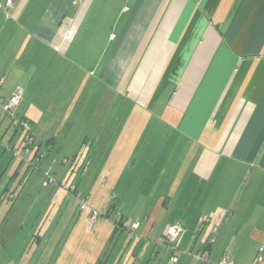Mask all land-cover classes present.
<instances>
[{"label":"crops","instance_id":"crops-1","mask_svg":"<svg viewBox=\"0 0 264 264\" xmlns=\"http://www.w3.org/2000/svg\"><path fill=\"white\" fill-rule=\"evenodd\" d=\"M12 1L0 12V99L23 87L17 113L26 127L10 121L11 132L0 108V207L9 193L14 206L32 177L13 159L28 132L34 152L54 157L41 171L58 180L46 193L57 222L74 184L89 203L80 211L108 205V215L140 228L130 227L128 245L149 244L146 254L112 264H163L170 249L173 264H190V246L196 258L208 252L200 264L226 254L262 264L264 0ZM13 206L0 217L1 245L18 235L23 245L8 262L40 264L35 249L49 231L33 232L34 251L31 231H2ZM33 210L22 225L38 220ZM175 223L183 229L175 247L160 244Z\"/></svg>","mask_w":264,"mask_h":264},{"label":"rangeland","instance_id":"rangeland-1","mask_svg":"<svg viewBox=\"0 0 264 264\" xmlns=\"http://www.w3.org/2000/svg\"><path fill=\"white\" fill-rule=\"evenodd\" d=\"M2 107L4 108V110ZM0 108L5 112V126L8 125V127H10L11 119L6 114L5 106L1 105ZM11 129L12 128L10 127V131L12 132L13 130ZM10 135L11 134H9L8 136ZM5 140L7 141V139ZM19 144L20 141L18 142L17 147H20ZM44 145H46L45 141ZM46 150L47 148H44L43 150L45 156L43 158H40L35 166H31L33 167V171L31 173L32 177L28 183V186L24 189L23 195L19 198V200L16 199L17 202L14 204V206L13 204H11L13 203V201H15L10 197L12 194L9 193V196L7 197L4 195L2 200L5 203L3 202L4 204L0 207V217H2L4 213H6L7 209L10 206H13L14 210L12 209L11 212L5 217L6 219L4 226L1 228L3 229L2 231L6 229L14 231H31L30 236L33 235V232L36 233L37 231H40L39 228H41V231H43V233L44 231H49L46 235H44L42 242L38 244V247H36L35 249H38L36 252V257L40 255L41 251H43L40 264H97L100 258L101 260L99 264H112L114 261L119 262V260H122L123 262L133 261L132 259H134L138 254L142 256L141 250L143 246H140L137 249H133V245L136 244V241L131 245H128V243L133 239L132 234H134L135 232H133L130 227L126 226L127 221H121L119 218L120 216L116 213H111L110 215H108V205H105L106 207H103L102 209H96L101 214L96 217L93 223H91V214L88 213L89 209L87 213L84 212L85 210L80 211L77 206L79 202L75 199V195L71 193V197H74L73 205H69V211H66L64 216H61L59 221L57 222L59 209L58 206L55 205L56 200L50 199V195L46 194L48 189L50 187L52 188L53 186H44L45 175L43 176L42 173V171H45L49 167L54 165V157L52 156V152L50 151V155H48V151L46 152ZM12 153L14 154V151ZM63 158H69L72 160V156L70 155ZM79 158L81 159L82 157ZM13 159L17 160L18 156L15 155ZM42 168L45 169L43 170ZM56 185H58L57 177L54 186ZM40 190H42L41 193ZM28 191H30V195H28L26 199L23 200L25 193H27ZM6 204H8L9 206H5ZM33 204H35V206H33ZM30 207L34 209L32 214L35 213L36 215L37 213H40V216L37 221L35 219L32 221V218L29 217L26 221L27 224L22 225L21 223L23 221V217L27 215L26 210L29 211ZM72 209H75V216L71 221L70 211ZM38 210H40V212ZM35 215H33V218H36ZM129 222L133 223V220H130ZM175 224L169 226H173ZM12 226L14 227L12 228ZM147 228L149 229V226ZM139 229H135V231H140ZM153 231H158L157 227ZM259 236L263 237V235ZM30 239H32V242H30L29 247H31L34 251V246L37 244V240H33V236L30 237ZM6 244L8 243L5 242L1 245L0 241V264H10L8 262V259L10 258L9 255H12L13 258L19 259L18 254L22 252V250L18 248V245H23L21 236H17V242L10 248ZM147 245L145 246V249L143 248V255H145L148 250L149 244ZM190 249L191 246L189 248V251L185 252L187 253L186 257L190 261V264H200L208 260H197L195 255L197 251L194 249ZM169 251L170 253L162 259L163 264L174 263V261L171 260L173 253L171 254V249ZM191 251H193V253ZM27 254L31 255L32 251L27 252ZM177 254L178 256H180L181 252L177 251ZM13 258L11 260H15ZM145 258L146 260L149 259L148 256H146ZM208 261H211V259ZM19 264H26V261H19ZM32 264L36 263L33 262Z\"/></svg>","mask_w":264,"mask_h":264},{"label":"built area","instance_id":"built-area-1","mask_svg":"<svg viewBox=\"0 0 264 264\" xmlns=\"http://www.w3.org/2000/svg\"><path fill=\"white\" fill-rule=\"evenodd\" d=\"M12 5V0H7L6 2H3L0 0V12L5 10L7 11V8ZM68 34H73V29L69 28L68 29ZM24 96V89L23 87H18L13 94L4 99H0V102L4 103L6 112L8 116L11 119V126L15 129H24L26 127V123L22 117H20L17 113V110L19 106L22 103ZM25 143L23 146L15 151V154L22 160L23 163H26L30 166H35L37 162L40 160V158H43L45 156L44 152H34L33 148V141L31 139V136L29 133H26L25 136ZM33 168V167H32ZM87 168L86 163L84 162L81 167V171L84 172ZM56 183V177L54 174H52L51 171H47L45 173V181H44V186H50ZM76 185L71 184L69 187V191L74 193L75 196L79 200V206L81 209H84L89 206L88 200L86 197L82 196L79 192H77V189L75 187ZM101 213L98 210L93 209L91 212V218L90 221L93 223V221L96 219L97 216H99ZM203 219L199 221L200 225L203 224ZM129 226L133 229L137 227L136 223L129 224ZM182 226L180 224H175L173 226H169L167 230L165 231L164 235L161 236L158 239V242L163 245H170L173 248L175 247V243L180 239V236L182 234ZM263 247L260 249V254L258 256V261L260 263H264L262 252H263ZM208 257V252H203L201 254L197 255L198 259H206ZM177 255H173L171 260L176 261ZM219 264H236L235 261L229 258V256L226 254Z\"/></svg>","mask_w":264,"mask_h":264},{"label":"trees","instance_id":"trees-1","mask_svg":"<svg viewBox=\"0 0 264 264\" xmlns=\"http://www.w3.org/2000/svg\"><path fill=\"white\" fill-rule=\"evenodd\" d=\"M4 2V1H3ZM13 2V1H12ZM8 9V8H7ZM4 12H7V11H5V10H3ZM2 12V11H1ZM19 115V114H18ZM20 116V115H19ZM21 117V116H20ZM75 183V182H74ZM9 196V195H8ZM12 199H14V196H13V194L10 196ZM99 264V263H98Z\"/></svg>","mask_w":264,"mask_h":264}]
</instances>
